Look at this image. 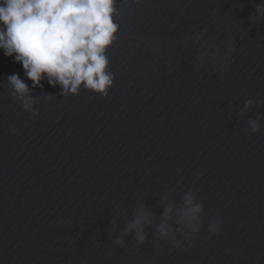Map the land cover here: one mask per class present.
<instances>
[{
    "label": "water",
    "instance_id": "95a60500",
    "mask_svg": "<svg viewBox=\"0 0 264 264\" xmlns=\"http://www.w3.org/2000/svg\"><path fill=\"white\" fill-rule=\"evenodd\" d=\"M257 5L264 0H118L107 97L83 87L62 95L46 80L32 88L0 52V264H264ZM14 73L38 116L14 97ZM188 191L202 224L192 233L173 217L176 248L156 238V225ZM141 207L153 214L148 241L138 246L133 233L118 247Z\"/></svg>",
    "mask_w": 264,
    "mask_h": 264
},
{
    "label": "clouds",
    "instance_id": "9594fccd",
    "mask_svg": "<svg viewBox=\"0 0 264 264\" xmlns=\"http://www.w3.org/2000/svg\"><path fill=\"white\" fill-rule=\"evenodd\" d=\"M118 0H0V52L22 66L25 78L32 88L42 87L47 81L52 87L59 86L62 95H77L81 87L101 97H107L114 83L109 69L107 53L117 40L119 25ZM141 4L144 0H134ZM257 15H264V5L256 6ZM233 48L230 46L227 53ZM226 59V58H225ZM228 64L224 63L226 70ZM15 98L22 101L23 109L38 116L32 107L34 98L29 85L18 73L7 77ZM251 101L245 103V110ZM252 133L260 131L259 119L249 121ZM11 131L15 134L16 129ZM167 198L165 197V200ZM202 204L188 191L179 207H164L160 223L156 225V238L170 242L176 248L183 247L173 234L170 221L175 217L177 228L198 233L202 224ZM153 214L141 207L128 222L121 237L114 243L124 247V236L135 234L138 246L148 241L146 227L151 226ZM115 227V221H113ZM216 220L209 222L208 231L220 232ZM159 251V244L155 245Z\"/></svg>",
    "mask_w": 264,
    "mask_h": 264
}]
</instances>
